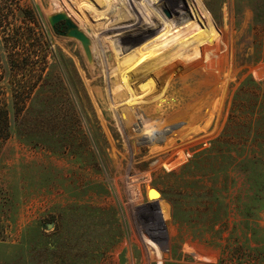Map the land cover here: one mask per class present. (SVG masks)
Here are the masks:
<instances>
[{
  "label": "rangeland",
  "instance_id": "rangeland-1",
  "mask_svg": "<svg viewBox=\"0 0 264 264\" xmlns=\"http://www.w3.org/2000/svg\"><path fill=\"white\" fill-rule=\"evenodd\" d=\"M129 1L0 0V264H264V0Z\"/></svg>",
  "mask_w": 264,
  "mask_h": 264
},
{
  "label": "water",
  "instance_id": "water-1",
  "mask_svg": "<svg viewBox=\"0 0 264 264\" xmlns=\"http://www.w3.org/2000/svg\"><path fill=\"white\" fill-rule=\"evenodd\" d=\"M48 21L50 23V26L57 33L62 34V35L66 34L68 36H72V37L76 38L77 40H79V42L82 45L86 44V42H87L86 36L81 31L76 29L74 24L63 13L57 12V13L50 15L48 18ZM59 21L62 22V24H61L62 31H60L56 28V25H57V23H59Z\"/></svg>",
  "mask_w": 264,
  "mask_h": 264
},
{
  "label": "bare ground",
  "instance_id": "bare-ground-1",
  "mask_svg": "<svg viewBox=\"0 0 264 264\" xmlns=\"http://www.w3.org/2000/svg\"><path fill=\"white\" fill-rule=\"evenodd\" d=\"M52 1H56V0H52ZM128 2H130L129 0H128ZM131 3V2H130ZM133 4H134V8H131L132 10H134V12L136 11V17L137 16H140V15H142V14H145V13H147V12H149V11H151V8H154V9H156V7L154 6V4H153V2H148V3H146V2H144V3H141V4H138V3H134V2H132ZM129 7V3L127 4L126 2H125V14H126V17H127V19H133V17H134V13H133V17L130 15L129 16V12L127 11L128 9V7ZM130 9V8H129ZM157 10V9H156ZM132 13V12H131ZM102 28V27H101ZM107 28V27H106ZM106 28H104V29H106Z\"/></svg>",
  "mask_w": 264,
  "mask_h": 264
},
{
  "label": "trees",
  "instance_id": "trees-1",
  "mask_svg": "<svg viewBox=\"0 0 264 264\" xmlns=\"http://www.w3.org/2000/svg\"><path fill=\"white\" fill-rule=\"evenodd\" d=\"M0 109V115L2 116V121H0V130H2V135H0V139H3L7 134V116L4 106Z\"/></svg>",
  "mask_w": 264,
  "mask_h": 264
}]
</instances>
